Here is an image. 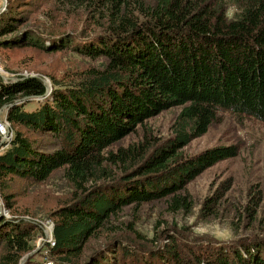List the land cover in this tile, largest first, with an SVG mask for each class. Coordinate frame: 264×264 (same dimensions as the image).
<instances>
[{
  "label": "trees",
  "instance_id": "obj_1",
  "mask_svg": "<svg viewBox=\"0 0 264 264\" xmlns=\"http://www.w3.org/2000/svg\"><path fill=\"white\" fill-rule=\"evenodd\" d=\"M55 1L84 10L99 29L73 44L70 32H42L51 36L40 40L35 30L20 31L12 11L0 23V45L72 46L103 58L77 77L53 80L50 90L38 75L0 76V110L13 129L3 142L0 132L6 204L13 206L4 190L15 178L39 182L61 171L72 188L50 213L53 241L38 264H264L261 237L206 248L166 228L144 240L122 233L137 230L133 221L124 227L119 215L159 198L170 211L190 210L188 182L240 147L215 145L186 155L185 145L220 110L264 121V0ZM174 107L170 134L155 135L148 121ZM19 124L51 139L31 137L15 128ZM140 129L139 139L113 147ZM39 230L33 218L0 216V264H20Z\"/></svg>",
  "mask_w": 264,
  "mask_h": 264
},
{
  "label": "rangeland",
  "instance_id": "obj_2",
  "mask_svg": "<svg viewBox=\"0 0 264 264\" xmlns=\"http://www.w3.org/2000/svg\"><path fill=\"white\" fill-rule=\"evenodd\" d=\"M63 6L55 0H0V23L12 11V17L18 18L20 31L28 34L35 30L40 40L50 38L51 35L44 34L47 32H70L75 37L73 44L99 29L91 24L92 19L84 10ZM235 9L229 6L227 13L230 17ZM102 59L83 55L72 46L49 50L34 44H1L0 76L11 80L20 75H38L51 87L53 80L77 77ZM178 110L179 107L166 109L152 117L147 125L152 127L155 135L165 137L171 132L170 125ZM2 113L0 118H3ZM8 125L10 137L5 141L13 135L10 122ZM15 128L39 140L51 139L50 135L37 133L22 124ZM142 133V129L131 133L113 147L137 140ZM223 144H236L240 151L236 156L206 168L188 182L185 192L193 201L190 210L170 211L163 198L144 202L139 207L126 206L119 213L121 220L125 221L122 225L126 227L127 222L133 221L137 232L134 228H123L121 232L153 240L156 234L160 235L168 228L183 242H200L206 248L242 241L239 239L250 241L261 237L264 240V121L248 114L220 110L208 129L194 137L183 150L186 155H194L208 147ZM4 192L9 194L13 206L6 204L0 190V216L33 218L41 224V230L33 238L34 248L24 253L20 262L38 264L48 251L47 242L53 239L50 213L70 198L72 188L61 171H56L47 180L39 182L15 178ZM209 196L213 198L209 205L210 213L202 210ZM249 205L252 212L257 209L254 216L247 210ZM160 240L164 243L168 239Z\"/></svg>",
  "mask_w": 264,
  "mask_h": 264
},
{
  "label": "built area",
  "instance_id": "obj_3",
  "mask_svg": "<svg viewBox=\"0 0 264 264\" xmlns=\"http://www.w3.org/2000/svg\"><path fill=\"white\" fill-rule=\"evenodd\" d=\"M3 78L6 79L5 76H3ZM8 122H9L8 120L0 118V132L2 133L3 136H6V139L10 137V132L9 134H7L8 133ZM50 241H53V240L51 239Z\"/></svg>",
  "mask_w": 264,
  "mask_h": 264
},
{
  "label": "water",
  "instance_id": "obj_4",
  "mask_svg": "<svg viewBox=\"0 0 264 264\" xmlns=\"http://www.w3.org/2000/svg\"><path fill=\"white\" fill-rule=\"evenodd\" d=\"M46 85H47V89L50 90V86H49V84L46 83ZM5 106H6V105H4V107H5ZM2 110H3V109L0 110V115H1ZM9 132H10V130H9V125H8V133H7V134H9ZM5 139H6V136H3V138H2V142L5 141Z\"/></svg>",
  "mask_w": 264,
  "mask_h": 264
}]
</instances>
